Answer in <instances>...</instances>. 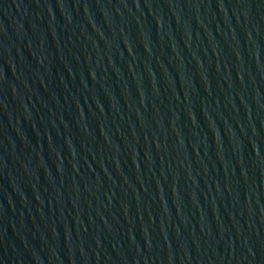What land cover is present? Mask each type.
Wrapping results in <instances>:
<instances>
[{
    "label": "water",
    "instance_id": "1",
    "mask_svg": "<svg viewBox=\"0 0 264 264\" xmlns=\"http://www.w3.org/2000/svg\"><path fill=\"white\" fill-rule=\"evenodd\" d=\"M0 264H264V0H0Z\"/></svg>",
    "mask_w": 264,
    "mask_h": 264
}]
</instances>
